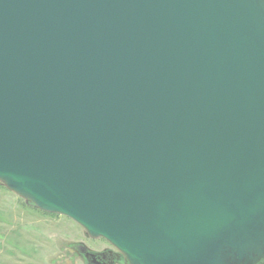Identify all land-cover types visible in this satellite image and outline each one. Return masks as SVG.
Returning <instances> with one entry per match:
<instances>
[{
    "label": "water",
    "instance_id": "95a60500",
    "mask_svg": "<svg viewBox=\"0 0 264 264\" xmlns=\"http://www.w3.org/2000/svg\"><path fill=\"white\" fill-rule=\"evenodd\" d=\"M0 183L125 264H259L264 0H0Z\"/></svg>",
    "mask_w": 264,
    "mask_h": 264
},
{
    "label": "rangeland",
    "instance_id": "374dc122",
    "mask_svg": "<svg viewBox=\"0 0 264 264\" xmlns=\"http://www.w3.org/2000/svg\"><path fill=\"white\" fill-rule=\"evenodd\" d=\"M80 245L88 252L118 253L72 220L28 205L0 183V264H88L75 250Z\"/></svg>",
    "mask_w": 264,
    "mask_h": 264
},
{
    "label": "flooded vegetation",
    "instance_id": "af4514ba",
    "mask_svg": "<svg viewBox=\"0 0 264 264\" xmlns=\"http://www.w3.org/2000/svg\"><path fill=\"white\" fill-rule=\"evenodd\" d=\"M75 250H78L77 253L79 255H82L86 259L88 264H119L124 262V258L120 254L111 251L88 252L87 250L91 249L86 248L84 245L75 247ZM259 264H264V259Z\"/></svg>",
    "mask_w": 264,
    "mask_h": 264
}]
</instances>
